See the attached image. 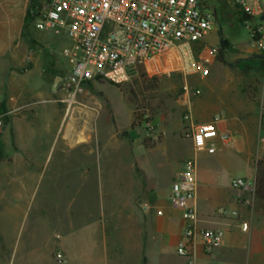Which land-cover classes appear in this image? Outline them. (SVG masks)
<instances>
[{
    "label": "crops",
    "instance_id": "1",
    "mask_svg": "<svg viewBox=\"0 0 264 264\" xmlns=\"http://www.w3.org/2000/svg\"><path fill=\"white\" fill-rule=\"evenodd\" d=\"M56 36H64L62 42H71L65 35ZM202 42L194 44L200 43V52L194 50L195 54L210 56L211 48ZM217 49V53L222 49L223 61L212 58L209 78L193 71L190 80L199 90L191 102L194 121L209 123L219 115L217 128L232 135L231 143L220 144L214 154L198 156L199 160H206L207 165L200 167L197 163L199 224L224 229L223 244L210 255L200 247L195 257L177 255L176 243L184 221L181 210L179 213L171 211L170 184L158 189L150 199H144L140 208L135 202L141 194L139 188V192L129 199L130 209H116L102 217L96 215L87 225L86 232H74V227L68 239L60 236L59 240V235L53 236L45 220L50 217L44 214L30 227L26 240L13 246V263L10 259L3 263L169 264L173 257L175 264H264V202H259L255 193L257 162L264 159V142L261 141L264 53L254 45L240 49L230 57L227 56L228 43ZM67 72L64 64L51 55L47 65L39 71L36 66L15 69L0 63V104L7 113L2 121L0 138L8 157L0 166L12 171H27L25 176L18 173L0 176V181L7 180L9 187H15L12 199L16 203L24 191L22 187L28 184L25 177L31 176L34 165L38 120L54 119L57 125L55 138H63L70 147L94 143L97 138L92 124L100 108L79 99L78 95L75 100H69V93L58 78ZM80 150L81 154L93 151L89 147ZM236 177H245L254 185L250 189H235L231 187V180ZM144 203L150 204L149 210L143 208ZM220 207H226L228 214H221ZM232 210L238 214L232 215ZM70 217L73 227L77 223L73 221V215ZM243 223L248 224L246 230ZM57 250L64 254L63 263L55 258Z\"/></svg>",
    "mask_w": 264,
    "mask_h": 264
},
{
    "label": "rangeland",
    "instance_id": "2",
    "mask_svg": "<svg viewBox=\"0 0 264 264\" xmlns=\"http://www.w3.org/2000/svg\"><path fill=\"white\" fill-rule=\"evenodd\" d=\"M50 1L0 0V63L15 69L36 66L39 71L47 65L51 55L63 63L66 70H73L74 65L63 53L72 42H62L64 36L35 27L36 19ZM205 2L208 13L214 14V26L202 43L211 48L214 59L221 39L230 46L229 57L250 45L261 51L249 29L260 22L259 18L246 26L229 0ZM31 7L38 16L26 23ZM199 47L200 43L194 50L200 52ZM186 63L180 50H171L140 65L137 73L123 85L100 79L83 84L78 98L100 108L92 124L97 134L94 143L78 148L67 146L63 138H55L54 119L47 121L41 117L38 120L34 165L31 176L25 177L28 184L22 187L19 202L12 199L15 187H9L7 180L0 181V264H6L9 259L13 263V246L26 240L30 227L44 214L50 217L45 220L53 236L68 239L74 227V232H86L96 215L102 217L116 209H130L129 199L139 188L141 194L135 202L140 208L144 199H150L158 189L172 184L183 163L194 156L190 140L183 136V115L189 99L192 102L199 90L190 80L193 70ZM215 73L218 76L217 69ZM147 117L151 119L150 124L144 120ZM3 145L0 138L3 149L0 164L8 158ZM83 147L93 151L81 154ZM197 163L200 167L207 165L204 159L197 158ZM2 167L0 176L14 173L25 176L27 172ZM171 208L174 213L180 211ZM70 215L77 223L73 227ZM172 258L169 264H175L176 259Z\"/></svg>",
    "mask_w": 264,
    "mask_h": 264
},
{
    "label": "built area",
    "instance_id": "3",
    "mask_svg": "<svg viewBox=\"0 0 264 264\" xmlns=\"http://www.w3.org/2000/svg\"><path fill=\"white\" fill-rule=\"evenodd\" d=\"M239 13L246 16L244 24L259 18L249 27L255 44L264 52V0H229ZM214 14L207 11L205 0H51L36 19L38 30L65 35L72 42L63 50L64 56L74 65L71 71L78 79L63 84L70 91V100L83 89V84L94 79L123 85L137 73L138 67L171 50H180L186 64L194 72L207 76L213 58L196 56L194 44L202 41L213 29ZM199 93V91H197ZM7 113L0 114L2 122ZM197 123L193 119L192 103L183 115V136L192 143L194 156L185 161L182 170L171 186L170 201L183 212V230L176 243L177 255L192 258L198 248L212 254L225 239L222 228L202 227L196 203L198 189L197 158L201 153L214 154L220 144H230L232 135L220 131L216 123ZM147 124H150L147 122ZM261 141L264 142V121ZM253 181L245 177L231 180L235 189H250ZM145 210L150 209L144 203ZM219 212L228 214L226 207ZM232 215L237 211L232 210ZM248 228L243 223V229ZM57 261H65L58 252Z\"/></svg>",
    "mask_w": 264,
    "mask_h": 264
},
{
    "label": "trees",
    "instance_id": "4",
    "mask_svg": "<svg viewBox=\"0 0 264 264\" xmlns=\"http://www.w3.org/2000/svg\"><path fill=\"white\" fill-rule=\"evenodd\" d=\"M238 14L242 22H244L247 19V17L242 15L241 13L238 12ZM37 16L38 14L34 12V7H31L27 11L25 22L29 23L30 21H34ZM226 43L227 42L224 39H221L222 46L226 45ZM216 58L220 61H223L222 49L218 51ZM3 113H6V108L4 107L3 104H0V114H3ZM144 120L148 123H151V119L149 117L145 118ZM124 134L128 135V133H124ZM2 155H3V152H2V149L0 148V158H2ZM255 193H256L257 198L259 199V202L263 203L264 202V159L259 160L257 162V173H256V178H255Z\"/></svg>",
    "mask_w": 264,
    "mask_h": 264
},
{
    "label": "water",
    "instance_id": "5",
    "mask_svg": "<svg viewBox=\"0 0 264 264\" xmlns=\"http://www.w3.org/2000/svg\"><path fill=\"white\" fill-rule=\"evenodd\" d=\"M261 19L264 20V17H262ZM58 78H60L62 80L61 85L64 84L65 81L68 79H71L74 82H78L77 77L71 71H68L65 76H63V77L59 76ZM55 86L57 87L58 85L56 84ZM2 124L3 123L0 121V129L2 127Z\"/></svg>",
    "mask_w": 264,
    "mask_h": 264
}]
</instances>
